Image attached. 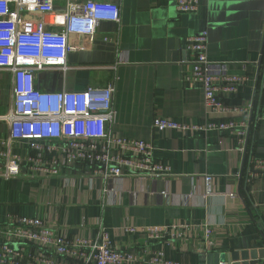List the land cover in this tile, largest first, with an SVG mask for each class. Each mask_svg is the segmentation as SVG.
Returning <instances> with one entry per match:
<instances>
[{
	"label": "crops",
	"instance_id": "0c3cea01",
	"mask_svg": "<svg viewBox=\"0 0 264 264\" xmlns=\"http://www.w3.org/2000/svg\"><path fill=\"white\" fill-rule=\"evenodd\" d=\"M99 1L119 6L120 22L100 23L92 37L70 36V44L78 48L67 54V69L37 73V86L45 92H76L113 82L110 131L151 142L155 159L168 165L172 176L147 182L120 178L103 185L99 179L87 181L88 168L80 165L71 176L43 182L0 179V225L8 215L38 217L64 235L95 238L101 219L118 251H162L180 264H206L210 252L264 250V176L245 184L241 174L246 160L237 151V136L152 129L156 115L186 124L204 122L202 91L187 82L186 45L188 37L207 30L208 61L224 64L228 75L247 78L235 94L221 99L232 107H246L256 99L259 120L251 145L254 157L264 160V81L257 78L264 47V0H198V11L192 14L179 13L176 0ZM106 36L113 40L105 42ZM206 176L212 189L208 195ZM183 222L211 225L213 248L201 253L192 239L149 241L123 228Z\"/></svg>",
	"mask_w": 264,
	"mask_h": 264
},
{
	"label": "built area",
	"instance_id": "2783aa9c",
	"mask_svg": "<svg viewBox=\"0 0 264 264\" xmlns=\"http://www.w3.org/2000/svg\"><path fill=\"white\" fill-rule=\"evenodd\" d=\"M198 0H176L179 13L198 11ZM103 22H120L119 6L99 0H0V74L9 79L8 102L0 114V179L50 180L73 174L75 167L88 169L87 181L103 185L120 178L157 181L172 176L168 165L154 157L151 142L120 137L110 131L114 83L102 89L45 92L38 88L36 74L49 69L66 70V57L77 50L70 36L92 37ZM113 37H104L111 42ZM208 31L188 37L190 74L203 96L206 117L199 125L180 123L156 115V133L176 131L204 136L226 132L237 136L246 185L264 176V160L254 157L252 134L259 118L256 99L246 107H232L221 99L235 94L247 78L226 74L224 64L208 61ZM2 77V76H1ZM257 78L264 81V47L257 63ZM221 119L209 120L210 116ZM211 193L210 177H205ZM107 188L102 193H107ZM95 238L67 236L38 217L8 215L0 225V264H180L162 251H118L111 244L101 219ZM141 233L149 241L184 238L207 253L214 246L215 230L205 223L168 226L123 227Z\"/></svg>",
	"mask_w": 264,
	"mask_h": 264
},
{
	"label": "water",
	"instance_id": "95a60500",
	"mask_svg": "<svg viewBox=\"0 0 264 264\" xmlns=\"http://www.w3.org/2000/svg\"><path fill=\"white\" fill-rule=\"evenodd\" d=\"M264 250L231 253L210 252L206 264H264Z\"/></svg>",
	"mask_w": 264,
	"mask_h": 264
},
{
	"label": "rangeland",
	"instance_id": "374dc122",
	"mask_svg": "<svg viewBox=\"0 0 264 264\" xmlns=\"http://www.w3.org/2000/svg\"><path fill=\"white\" fill-rule=\"evenodd\" d=\"M1 83H3L2 85L8 86V84H6V82L4 81V78H1ZM8 100V89L0 90V114L5 111V102L7 103Z\"/></svg>",
	"mask_w": 264,
	"mask_h": 264
}]
</instances>
